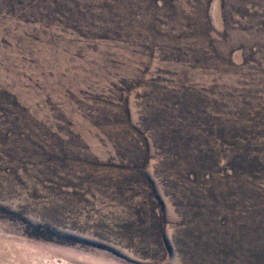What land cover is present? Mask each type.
<instances>
[{
  "label": "rangeland",
  "instance_id": "rangeland-1",
  "mask_svg": "<svg viewBox=\"0 0 264 264\" xmlns=\"http://www.w3.org/2000/svg\"><path fill=\"white\" fill-rule=\"evenodd\" d=\"M0 264H264V0H0Z\"/></svg>",
  "mask_w": 264,
  "mask_h": 264
}]
</instances>
